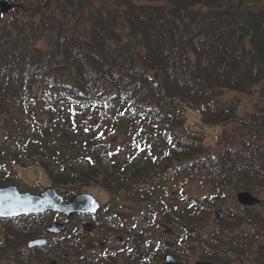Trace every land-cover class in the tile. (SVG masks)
Listing matches in <instances>:
<instances>
[{"label": "trees", "instance_id": "16d2710c", "mask_svg": "<svg viewBox=\"0 0 264 264\" xmlns=\"http://www.w3.org/2000/svg\"><path fill=\"white\" fill-rule=\"evenodd\" d=\"M8 1L0 187L19 183L15 167L30 170L36 158L65 199L88 188L105 191L109 204L162 198L140 229L113 225L124 238L106 252L85 248L95 234L73 217L60 235L47 234L44 215L0 219V264H163L167 253L187 264L190 256L264 264V0ZM257 92L255 109L238 116L242 97ZM89 115H109L110 128L81 129ZM232 121L245 135L224 132L207 146L206 129ZM117 132L129 138L121 162L101 139ZM191 181L207 192L166 201L169 189ZM240 191L259 202L240 205ZM218 207L227 211L216 223ZM161 229L174 242L155 239ZM41 236L46 245L27 247Z\"/></svg>", "mask_w": 264, "mask_h": 264}, {"label": "rangeland", "instance_id": "374dc122", "mask_svg": "<svg viewBox=\"0 0 264 264\" xmlns=\"http://www.w3.org/2000/svg\"><path fill=\"white\" fill-rule=\"evenodd\" d=\"M226 96L231 97L233 95H231L230 93L229 94L227 93ZM257 100H258V92L255 94H251V95L242 97V100L240 101V104L238 107L237 115L238 116H246L248 112L253 111L255 109L254 106H255V103ZM102 118L107 119L108 125L106 124V122H104V123H102L104 125V127H100ZM84 120H86V121H84ZM188 120L190 123L200 122V115L196 112H189ZM111 121H112V119L110 118L109 115H104V116H99L96 119V122H93V115H89L88 117L84 118L82 122H80L81 123L80 127H81V129H88V131H90L89 133H91V134H99V132H101L103 129H109L110 128ZM206 132H207V138H206L207 146H209L210 144H215V140L219 138L218 136L225 135L224 132L227 133V136H229L231 138H235V139L240 138V137L245 135L243 133V131L238 128L237 124L234 121L229 122V123H225V124L212 125L208 129H206ZM5 138H6V132L2 128V126L0 125V143L2 141H4ZM80 138H86V135H83V137L81 136ZM95 138H97V137H93V139H95ZM101 139H102V146L107 151L114 154L113 156L116 158V160H118L119 162L124 160L123 156H126V152L129 149L126 145H124L125 143L129 142L128 137H125L122 134H120V132H117L115 135L109 134L107 136L101 137ZM93 148H95V147L93 146ZM1 149H2V147L0 146V152H1ZM83 154L86 157L88 156L87 155L88 153H83ZM100 157L106 158V160H108L107 157H109V156L104 155V156H100ZM109 159H110V157H109ZM111 161L112 160L110 159L109 162H111ZM38 162L39 161L36 158H35V161L32 159L31 161L28 162V165L30 166L29 167L30 170H32V168L36 167L34 171H30L24 167H18V166L15 167L14 174L17 176V178H18V176L22 177V179H20L19 183H15L21 191H30L33 193H38V192H41L42 190H44L46 187H49L51 185L49 179L47 178V175L38 166ZM77 162L79 164H82L83 159H81ZM180 187H181L180 185L176 186V187L173 186L172 189H169V192H171V194H170L171 196L169 197V199L167 197L166 201H169L172 197L173 198H180L182 196V192H185L187 194H196V195H200V194L207 192V190L205 189L206 187L204 185H202L199 182H194V181L188 182L186 185H183L181 187L182 189ZM85 192H88V193L94 195L97 198V200L99 201V203L101 204V207H102L101 215H100L101 217L99 216V218H91V219L78 218V220H76V221H78L80 223V226L82 228L86 229L89 233L95 234L93 236L91 235V238L89 239V241L91 243H95L96 246H98V245H100V242L104 241L106 243L105 246H107V247L113 245L120 238L117 233H114V230L112 229V224H120L122 221H124L123 217H126V214L123 213V212H125L123 209L126 208L127 210H129L127 212V214L129 216H133V219H130V222L127 223L128 225H130V228L133 227L134 229H136V228L140 229L143 226L142 224H143V221L146 220V217H151V214L149 213L150 207H153V208L159 207L161 204L159 201L162 198V195H159L157 198L158 202L157 201H154V202L125 201L123 198H117L115 201H110V205H108L109 204L108 201L110 200V197L108 196V194L105 191L100 190L98 188H92V189L88 188ZM68 197H70V196H68ZM231 205L237 206V204L234 202H231ZM109 206L110 207L114 206L113 211H115V214L113 216L110 215V216L106 217L104 215L108 214L107 210H108ZM216 209L226 210L227 208L226 207H222V208L218 207ZM216 209H215V211H216ZM214 212H213V219L216 218V214ZM43 218L49 219V220H54V219L58 220L57 216L52 215L50 213L45 214L43 216ZM71 222L72 221H69V223L67 225H70ZM125 224H126V222H125ZM109 227H111V228H109ZM210 229H209V231H210ZM159 232H160L159 236H157V237L154 236L155 239L156 238L160 239L161 242H163L162 239L171 240L174 242L175 237H171V238L167 237L165 235V231L162 229ZM101 235H108V236L111 235V236L108 238H106V236H103L104 239H102L100 237ZM123 238H124V236L121 237L120 239H123ZM147 238L150 239L151 236H147ZM196 257L197 256H195V257L190 256V257H188V259L193 262V261L197 260ZM68 262L75 263V260L70 259V261H68ZM64 263L65 262H60L59 264H64Z\"/></svg>", "mask_w": 264, "mask_h": 264}, {"label": "water", "instance_id": "95a60500", "mask_svg": "<svg viewBox=\"0 0 264 264\" xmlns=\"http://www.w3.org/2000/svg\"><path fill=\"white\" fill-rule=\"evenodd\" d=\"M14 7V4L7 0H0V22L3 20V14L8 13ZM237 200L244 206L255 205L259 199L248 191L237 193ZM99 209V203L96 198L88 193L82 192L75 195L70 201L66 202L58 191L50 186L40 193H31L29 191L21 192L17 185L11 184L0 187V215L2 218H12L21 215L44 214L48 211L57 212L66 216H72L76 213L95 214ZM215 222L218 223L222 210L215 211ZM65 225L61 222H54L46 227L50 234H60L64 231ZM207 236V235H205ZM47 243V237L36 238L28 242V247H42ZM164 264H185L177 261L171 254L165 256ZM196 264H219L213 262L198 261Z\"/></svg>", "mask_w": 264, "mask_h": 264}, {"label": "flooded vegetation", "instance_id": "af4514ba", "mask_svg": "<svg viewBox=\"0 0 264 264\" xmlns=\"http://www.w3.org/2000/svg\"><path fill=\"white\" fill-rule=\"evenodd\" d=\"M108 205H110V204H108ZM100 206H101V204H100ZM104 208V207H103ZM109 208H111L112 209V207H108V210H109ZM101 210H102V208H101ZM107 210V211H108ZM124 211H126V212H128L129 210H125L124 209ZM109 212V211H108ZM100 214H101V212H100ZM108 215H109V213H108ZM58 216V220L60 221V222H63V224L65 225V228H66V230H67V224L69 223V221H72L71 219H72V217H73V220L74 219H76V220H78V218H92L91 217V215H88V214H80V213H77V214H74V215H72V216H66V215H63V214H58L57 215ZM95 216H97V214L95 215ZM94 216V217H95ZM129 218L130 219H132L133 218V216H127V218L126 217H124V221H123V223H121V226H120V228L122 227V224H124V225H127V223L128 222H130V220H129ZM125 222H126V224H125ZM113 233V232H112ZM117 234H119V233H117ZM114 235V234H113ZM111 235H107V238L108 237H110ZM120 238L121 237H123V235H121V233L118 235ZM118 239L113 245H111V246H109V247H107V246H105V242L104 241H102L101 243H100V245H98V246H96V244L95 243H91V242H88L87 243V247L86 248H88V250L89 251H102V252H106V251H110L111 250V248L118 242V241H122V239ZM163 240V242L164 241H166L165 239H162ZM161 242V241H160ZM177 249V248H176ZM172 254V253H171ZM174 256V255H173ZM177 259V258H176ZM121 263V261H119V264Z\"/></svg>", "mask_w": 264, "mask_h": 264}, {"label": "snow or ice", "instance_id": "6c2138e0", "mask_svg": "<svg viewBox=\"0 0 264 264\" xmlns=\"http://www.w3.org/2000/svg\"><path fill=\"white\" fill-rule=\"evenodd\" d=\"M4 213L3 212H0V215H3Z\"/></svg>", "mask_w": 264, "mask_h": 264}]
</instances>
